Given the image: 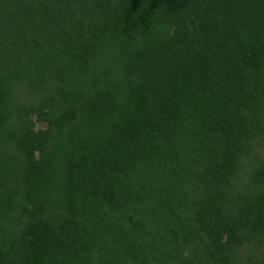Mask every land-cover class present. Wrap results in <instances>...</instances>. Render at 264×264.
I'll return each mask as SVG.
<instances>
[{
	"label": "trees",
	"instance_id": "trees-1",
	"mask_svg": "<svg viewBox=\"0 0 264 264\" xmlns=\"http://www.w3.org/2000/svg\"><path fill=\"white\" fill-rule=\"evenodd\" d=\"M155 1L175 24L167 36L149 26L79 31L30 19L6 25L0 17V26H7L0 33V264H193L192 252L203 241L199 229L213 235L222 252L264 241V158L252 174L257 192L242 195L237 183L264 137V0ZM119 10L110 12L123 17ZM140 38L148 40L128 64V92L123 96L114 82L100 86L88 102L92 112H38L49 130V138L46 130L38 140L50 141L59 127L60 146L52 162L37 159L39 148L31 146L20 167L10 147L16 135L6 127L4 111L18 74L4 63L40 53L48 68L62 62L68 49L103 51L113 39L138 43ZM34 71L42 76L21 77L41 88L43 71ZM108 121L131 156L151 170L138 163L120 180L110 158L117 136L102 130ZM21 140L13 146L26 150ZM51 163L56 177L46 170ZM171 168L208 185L192 222L181 212L180 219L175 216L179 197L170 201L141 190L129 198L141 184L152 192L169 188L170 173H163ZM109 179L124 192H116L120 205L110 204L95 183L110 186ZM93 183L101 193L92 192ZM153 243L158 247L152 249ZM205 248V257L213 256Z\"/></svg>",
	"mask_w": 264,
	"mask_h": 264
},
{
	"label": "rangeland",
	"instance_id": "rangeland-1",
	"mask_svg": "<svg viewBox=\"0 0 264 264\" xmlns=\"http://www.w3.org/2000/svg\"><path fill=\"white\" fill-rule=\"evenodd\" d=\"M121 7L124 9L123 17L115 14V12H121L119 10ZM112 9L115 10L114 13L110 12ZM7 16L14 18L11 20ZM0 17L8 20L9 23L5 22L6 25H22L30 19L33 24L48 25L58 29L73 28L79 31H106L149 26L156 34L167 36L175 28V24L170 23L164 16L163 6L155 0H0ZM6 25L0 26V33L6 29ZM115 40L113 39L103 51L88 50L85 47L81 49V46L72 47L73 49L65 51L66 55L62 62L57 60L54 65L49 64L48 68L47 64L39 61L43 60L40 53L25 57L13 56L4 63L7 69L18 74V79L13 85L4 111L9 114L5 125L13 132V135H16L14 141L21 137V141H26L28 144L26 150L21 148L20 151L18 148H14V141L10 143L13 160L20 167H22L21 160H29L28 150L31 146H33L31 149L35 151L39 148L36 153L37 159L42 157L50 162L54 159L55 151L60 146L61 133L59 130L62 129L59 127L55 128L54 136L50 141L42 140L40 143L38 140L41 132L48 130V125L38 119V112L44 111L50 115L56 113L58 116L80 111L92 112L88 102L97 95L100 86L109 87L114 82L117 83L123 96L128 92L129 83L125 79L128 64L133 55L145 46L148 39L140 38L138 43ZM74 49L81 53L75 55ZM74 68L78 69L80 73L72 74L71 71ZM36 69L43 71V79L44 82L46 81L41 88L33 87L21 77L23 73H30L31 79H34L35 75H40L38 71H34ZM55 74L59 81L56 80ZM62 80H70L74 85L67 86ZM87 82L89 85L86 86ZM0 112H3L1 107ZM32 123L34 124L33 128L31 127ZM102 123L103 132L111 133L115 138L117 133L111 130V126H114L113 123L110 121ZM46 133L49 138V130ZM117 141V148L110 149V158L114 161L112 169L116 170L121 181L128 173L129 166L139 163V167L144 169V165L148 171L151 170L149 165L138 162L131 156L127 144L125 145L121 141L119 134ZM263 158L264 137L261 136L256 142L254 155L247 161L245 169L237 181L242 195L251 196L252 193L260 189L252 179V174ZM51 165L46 166L48 175L56 177V169L53 163ZM166 173H170L169 188L159 189L156 192L154 189L152 192L149 187L146 189L141 184V189L136 190L129 198L142 195L141 190L159 198H169L170 201L179 197V200L175 202V204L179 203L175 216L180 219L178 212H181L179 214L185 215L192 222V219L194 220L201 213L200 208L208 194V185L197 176L174 168L163 174ZM163 174H160L159 177L162 178ZM95 183L99 185L98 188L103 193L105 191V195L108 194L110 204L120 205L116 201L118 198L116 192L121 190L117 180L109 179L110 186H101L97 180ZM95 188L96 185L93 183L92 192L94 194L95 192L101 193L99 190L95 191ZM122 193L124 192L122 191ZM142 205L141 203L139 207L141 208ZM199 217L197 224L195 222L197 226L200 224ZM136 222L138 226H141L138 220ZM21 228V225L17 226L19 232ZM198 235L203 238V241H199L196 253L192 252L195 255L194 260H191L193 264H264V241L253 242L222 252V246L217 243L218 241L213 235L204 233L200 229ZM151 243L152 241L149 239V244ZM205 244L208 245L214 257H205V255L208 256ZM145 246L148 244L145 243ZM157 247L156 243L151 245L152 249ZM227 253L231 255V258L226 256ZM128 261L138 264L137 261Z\"/></svg>",
	"mask_w": 264,
	"mask_h": 264
}]
</instances>
